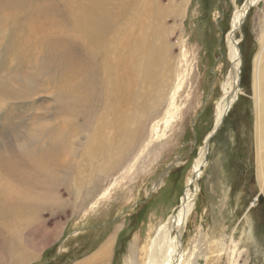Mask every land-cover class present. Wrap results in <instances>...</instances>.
<instances>
[{
  "label": "bare ground",
  "instance_id": "obj_1",
  "mask_svg": "<svg viewBox=\"0 0 264 264\" xmlns=\"http://www.w3.org/2000/svg\"><path fill=\"white\" fill-rule=\"evenodd\" d=\"M261 1L246 0L232 17L226 35L230 69L222 83L223 95L217 103L215 125L187 177L179 207L159 227L153 239L148 236L144 256L140 255L137 241L130 244L125 264H233L228 258L223 261L222 251V257L212 258L211 244L203 241L202 235L199 242H192V249H186L184 236L196 209L198 181L208 167L210 142L239 98L242 57L236 34L248 10ZM188 2L31 0L19 10L8 6L2 10V18L13 20L16 28L24 29L17 33L7 68L0 73V97L12 102L47 97L49 106L65 115L66 122L76 129V134L66 127L49 133L47 125L52 120L48 115H37L26 127L20 126L22 122L0 119V223L18 239L20 246L25 245L21 229L33 220L28 216L29 211L53 188L71 184L73 196L81 200L82 195L86 196L83 187L92 185L94 176L116 174L127 159L128 155H120L118 149L133 152L149 134L148 127L160 137L158 99L162 102L167 98L152 81L165 74L168 84V69L177 52L170 43L171 25ZM0 5H3L1 0ZM62 5L63 12L57 10L58 14L54 15ZM63 13H67L66 17ZM261 31V48L254 61V91L258 174L264 194V22ZM78 48L76 56L74 50ZM15 57H19L17 62ZM178 82L173 106L181 88ZM169 123L165 122V131ZM88 135L91 138L86 153L97 171L74 176L76 155L81 150L76 139ZM85 168L88 171L86 162ZM93 197L92 193L86 201H94L92 207L100 204ZM115 241L116 236L110 237L91 257L76 264H107L112 259ZM17 247L8 249V257L1 259L3 264H26L35 259L40 249L38 245L32 246L33 249L25 246L23 253L16 252Z\"/></svg>",
  "mask_w": 264,
  "mask_h": 264
},
{
  "label": "rangeland",
  "instance_id": "obj_2",
  "mask_svg": "<svg viewBox=\"0 0 264 264\" xmlns=\"http://www.w3.org/2000/svg\"><path fill=\"white\" fill-rule=\"evenodd\" d=\"M1 1L0 73L7 68L17 33L24 29L16 28L13 20L2 18V10L7 6L19 10L31 0ZM245 1L189 0L184 5V11L171 25L170 43L177 52L168 69V84H165V74L152 81L167 98L162 102L157 98L161 105L160 137L148 127L149 134L133 152L118 149L117 153L128 155L127 159L116 174L94 176L93 184L83 187L86 196L82 195L81 200L73 196L71 184L53 188L29 211L28 216L33 220L21 229L25 245L20 246L18 239L0 223V264L13 245L19 247L16 252L23 253L25 246L33 249L32 246L38 245L37 257L26 264H76L91 257L112 236H116V241L107 264H125L134 240L140 255H145L143 248L148 236L153 239L159 227L179 207L187 177L215 125L217 103L223 95L222 83L230 69L226 35L234 13ZM57 10L63 12V5L56 8L54 15L58 14ZM263 16L264 0L251 8L236 34L242 57L239 98L210 142L208 167L198 181L196 209L184 236L186 249H192V242H199L202 235L201 239L211 244L212 258L222 257V251L223 261L228 258L233 264H264V199L260 202L259 198L264 194L258 174L254 91V61L261 48ZM42 20L43 16L40 23ZM74 52L77 56L79 48ZM18 59L15 57L14 61ZM178 81L181 88L173 106ZM48 99L37 97L12 102L0 97L1 122L15 120L26 127L37 115H48L52 120L47 125L49 133L61 127L75 133L65 115L49 106ZM167 120L170 123L165 131ZM90 138L91 135L76 139L81 150L76 155L74 176L97 171L86 153ZM92 193L95 201L100 202L93 207L94 201L86 202Z\"/></svg>",
  "mask_w": 264,
  "mask_h": 264
},
{
  "label": "water",
  "instance_id": "obj_3",
  "mask_svg": "<svg viewBox=\"0 0 264 264\" xmlns=\"http://www.w3.org/2000/svg\"><path fill=\"white\" fill-rule=\"evenodd\" d=\"M250 10H251V8L248 10V13H249ZM247 15H248V14H247ZM240 29H241V28H240ZM240 29H239V30H240ZM259 198H260V202L263 201V199H264V197H262V196H260Z\"/></svg>",
  "mask_w": 264,
  "mask_h": 264
}]
</instances>
